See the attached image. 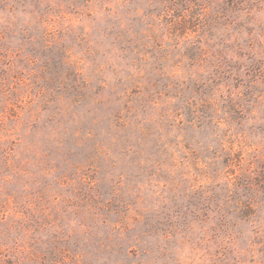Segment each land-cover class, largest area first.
<instances>
[{
    "label": "rangeland",
    "instance_id": "1",
    "mask_svg": "<svg viewBox=\"0 0 264 264\" xmlns=\"http://www.w3.org/2000/svg\"><path fill=\"white\" fill-rule=\"evenodd\" d=\"M0 264H264V0H0Z\"/></svg>",
    "mask_w": 264,
    "mask_h": 264
}]
</instances>
